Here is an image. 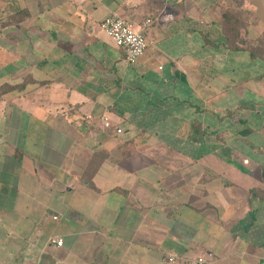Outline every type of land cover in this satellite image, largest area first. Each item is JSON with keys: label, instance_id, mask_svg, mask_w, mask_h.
<instances>
[{"label": "crops", "instance_id": "1", "mask_svg": "<svg viewBox=\"0 0 264 264\" xmlns=\"http://www.w3.org/2000/svg\"><path fill=\"white\" fill-rule=\"evenodd\" d=\"M263 35L264 0H0V264H264Z\"/></svg>", "mask_w": 264, "mask_h": 264}, {"label": "built area", "instance_id": "2", "mask_svg": "<svg viewBox=\"0 0 264 264\" xmlns=\"http://www.w3.org/2000/svg\"><path fill=\"white\" fill-rule=\"evenodd\" d=\"M150 20L145 19L142 27H146ZM100 28L106 33L113 43L123 50L124 60L128 63L135 62L140 56L143 55L146 40L142 33V30H134L131 23L117 15H108L100 23ZM110 123L105 120L103 128H109ZM120 129L117 128L116 132L120 133ZM48 242L55 246L62 245V238L59 236H51L48 238ZM167 264H206L205 258L202 256H196L193 258H187L175 253H169L165 257ZM89 264H102L98 262H92Z\"/></svg>", "mask_w": 264, "mask_h": 264}, {"label": "trees", "instance_id": "3", "mask_svg": "<svg viewBox=\"0 0 264 264\" xmlns=\"http://www.w3.org/2000/svg\"><path fill=\"white\" fill-rule=\"evenodd\" d=\"M231 13L232 12L230 11H226L224 15V20ZM246 50L248 51V54L251 58L264 60V35L259 38L253 46L248 45ZM262 173L264 175V168L262 169Z\"/></svg>", "mask_w": 264, "mask_h": 264}, {"label": "rangeland", "instance_id": "4", "mask_svg": "<svg viewBox=\"0 0 264 264\" xmlns=\"http://www.w3.org/2000/svg\"><path fill=\"white\" fill-rule=\"evenodd\" d=\"M134 30H136L135 26H132ZM263 168V167H262Z\"/></svg>", "mask_w": 264, "mask_h": 264}]
</instances>
